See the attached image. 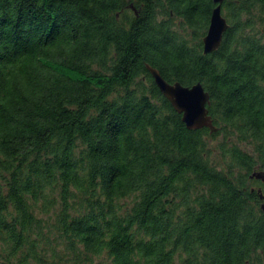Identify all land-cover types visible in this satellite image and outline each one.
<instances>
[{
    "label": "trees",
    "instance_id": "trees-1",
    "mask_svg": "<svg viewBox=\"0 0 264 264\" xmlns=\"http://www.w3.org/2000/svg\"><path fill=\"white\" fill-rule=\"evenodd\" d=\"M214 4L0 0V264H264V0H223L204 53ZM146 63L200 81L216 129Z\"/></svg>",
    "mask_w": 264,
    "mask_h": 264
},
{
    "label": "water",
    "instance_id": "water-1",
    "mask_svg": "<svg viewBox=\"0 0 264 264\" xmlns=\"http://www.w3.org/2000/svg\"><path fill=\"white\" fill-rule=\"evenodd\" d=\"M223 0H213L215 3L209 17V23L202 36L203 52L207 53L216 49L223 36V32L228 27V22L222 14L221 4ZM153 80L161 93L169 100L174 109L181 113V119L188 128L208 127L215 130L216 126L208 113L209 93L204 89L202 83L197 81L191 85H184L180 81H168L160 71L149 63H146ZM250 177H255L264 181V170L254 169ZM261 199L260 206L264 209V193L261 188H257Z\"/></svg>",
    "mask_w": 264,
    "mask_h": 264
},
{
    "label": "rangeland",
    "instance_id": "rangeland-1",
    "mask_svg": "<svg viewBox=\"0 0 264 264\" xmlns=\"http://www.w3.org/2000/svg\"><path fill=\"white\" fill-rule=\"evenodd\" d=\"M222 135L221 134H215L213 136H209L208 143L207 145L209 146L210 150V160L211 161H217L219 156H218V150L215 149L217 147L218 142L221 140ZM220 159V158H219ZM258 179V178H257ZM261 181L259 180L258 182L253 181V185H262ZM122 202H126L128 205L131 204V199L130 198H125L121 200ZM1 258V257H0ZM105 255L101 254L100 256H94V260L99 261L101 259H104ZM42 264V263H41ZM47 264V263H46Z\"/></svg>",
    "mask_w": 264,
    "mask_h": 264
},
{
    "label": "flooded vegetation",
    "instance_id": "flooded-vegetation-1",
    "mask_svg": "<svg viewBox=\"0 0 264 264\" xmlns=\"http://www.w3.org/2000/svg\"><path fill=\"white\" fill-rule=\"evenodd\" d=\"M260 181L264 183V181H263V180H261V179H260ZM258 186H259V187H262V185H256V186H254V187H256V188H257ZM262 192L264 193V191H263V190H262Z\"/></svg>",
    "mask_w": 264,
    "mask_h": 264
}]
</instances>
